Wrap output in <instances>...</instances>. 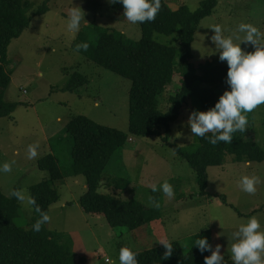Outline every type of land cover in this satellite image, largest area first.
I'll return each instance as SVG.
<instances>
[{
	"label": "rangeland",
	"instance_id": "rangeland-1",
	"mask_svg": "<svg viewBox=\"0 0 264 264\" xmlns=\"http://www.w3.org/2000/svg\"><path fill=\"white\" fill-rule=\"evenodd\" d=\"M28 1L34 3L35 9L47 2L49 11L33 17L30 27L9 48L7 71L12 74L13 84L6 99L19 106L13 119H0V165L5 162L11 165L10 172H0L2 192L11 197L18 188L31 196L30 188L49 178L38 167V161L49 154L57 158L63 173L69 172L73 140L66 126L72 117L84 115L129 135L126 146L116 152L106 168L99 192L122 200L135 198L148 208L156 207L155 201L161 216L136 231L113 228L104 215L86 214L81 208L80 198L87 190L84 176L58 181L60 200L51 206L47 227L71 237L75 258L78 261L84 258L85 264H119L121 247L137 254L161 247L159 242L166 240L179 242L188 251L195 239L207 237L213 250L216 245L221 246L223 264H233L230 249L238 226L256 217L264 230V162L247 164L228 156L223 166L208 169L207 191L214 196H201L195 171L163 141L165 129L161 136L137 137L129 133L131 81L96 65L73 49L79 32L87 25L116 29L127 39L138 41L142 36L140 24L129 22L123 16L124 9L114 10L111 0ZM166 1L172 9L184 4L195 11L203 0ZM94 2L98 3L97 7L93 6ZM73 7L85 13L78 32L67 28ZM241 23L251 24L264 33V0H219L214 13L200 23L195 34L193 63L198 68L206 62L227 66L226 61L219 60V49L211 40L215 34L212 28L220 25L226 37L235 36ZM178 34H157L155 39L179 47ZM241 48L245 52L254 51L251 44L242 43ZM75 73L86 76L89 84L75 93L64 91ZM179 80L180 75L161 96L158 104L161 110H167L171 94L179 88ZM215 89L218 97L229 90L227 85ZM193 111H196L195 105L190 103L180 119L171 125L170 143L183 148L195 145L196 136L188 125ZM245 115L247 129L234 133L232 141H254L264 149V104ZM30 145L36 146L34 158H29ZM245 175L259 179L254 194L245 193L239 187L238 182ZM125 181L130 185L123 189ZM165 181L173 187L175 195L171 199L162 191L151 190L152 185L159 187ZM33 216L34 207L20 202L17 224L28 229Z\"/></svg>",
	"mask_w": 264,
	"mask_h": 264
},
{
	"label": "trees",
	"instance_id": "trees-1",
	"mask_svg": "<svg viewBox=\"0 0 264 264\" xmlns=\"http://www.w3.org/2000/svg\"><path fill=\"white\" fill-rule=\"evenodd\" d=\"M218 3L219 0H203L197 10L191 11L184 4L174 10L168 1L160 0L155 20L139 23L140 40H129L123 32L93 24L85 26L73 44V49L89 61L131 81L129 133L137 137L161 136L165 129L163 141L195 171L200 195L205 197L214 196L207 191L208 169L223 166L228 156H233L235 162H264V149L254 141L234 140L212 145L206 138L196 136L191 148L169 142L171 125L180 119L190 103L195 105L196 111H207L219 99L215 87L227 85L228 66L206 62L198 68L192 61L195 34L200 23L214 13ZM93 6L97 7L98 3L94 2ZM111 7L117 11L123 9L119 3L111 2ZM48 11L47 2L35 9L34 3L28 0H0V119H13L19 106L6 99L12 84V74L7 71L10 45L30 27L33 17ZM29 13H33L32 16ZM177 33L179 47L155 39L157 34L174 36ZM81 43L88 44L86 51L76 50V45ZM178 75L179 88L171 94L168 108L163 111L159 108V100ZM89 82L86 76L75 73L63 90L75 93ZM66 131L73 140L69 172L61 171L53 154L38 161V167L47 172L49 178L32 186L30 192L42 211L49 215L51 206L60 200L56 182L84 176L87 190L80 198V205L86 214L104 215L113 228L129 231H136L160 218V210L148 208L135 198L122 200L99 192L110 161L128 142L127 133L98 124L84 115L72 117ZM128 185L130 183L125 181L123 189ZM220 197L225 200L224 196ZM19 212L20 201L13 195L7 197L0 189V264H85L84 258L79 261L75 258L70 236L49 230L47 223L40 232H35L32 226L40 218L35 210L29 228L25 229L16 222ZM172 245L173 254L168 259H163L166 250L161 246L137 253L138 264H204V258L212 254L208 250L201 254L196 247L184 251L179 242H172Z\"/></svg>",
	"mask_w": 264,
	"mask_h": 264
},
{
	"label": "clouds",
	"instance_id": "clouds-1",
	"mask_svg": "<svg viewBox=\"0 0 264 264\" xmlns=\"http://www.w3.org/2000/svg\"><path fill=\"white\" fill-rule=\"evenodd\" d=\"M123 6V16L132 24L154 21L160 10V0H111ZM85 13L79 7H73L67 20L70 32H78ZM214 35L211 40L219 49V60L226 61L228 66L226 84L229 90L219 97L215 106L207 111H193L189 117L188 125L193 136L206 138L212 145L220 142L231 143L233 134L245 132L247 129L246 113L252 112L259 105L264 104V33H261L251 24L241 23L235 36H225L222 26L212 28ZM243 34V35H240ZM238 41V42H234ZM251 44L254 51L245 52L241 44ZM88 44L76 45V50H87ZM212 133L211 136H206ZM29 158L37 155L36 146L28 148ZM11 165L7 162L0 165V172H10ZM257 177L242 176L238 184L241 190L248 194L256 192ZM152 192L162 191L169 199L174 197V190L170 183L165 181L157 187L152 185ZM12 195L26 206H34L39 219L33 224V230L40 232L45 223L50 222V216L41 210L34 197L26 195L22 190H14ZM156 207L159 204L153 201ZM236 237L231 244V260L233 264H264V230L256 217H251L246 223H241L233 233ZM166 250L163 259H168L173 254L172 243L161 240L159 242ZM193 247L201 254L205 250L211 255L204 258V264H223L221 246L218 244L212 251L207 237L195 239ZM119 264H138L136 253L128 247L119 250Z\"/></svg>",
	"mask_w": 264,
	"mask_h": 264
},
{
	"label": "crops",
	"instance_id": "crops-1",
	"mask_svg": "<svg viewBox=\"0 0 264 264\" xmlns=\"http://www.w3.org/2000/svg\"><path fill=\"white\" fill-rule=\"evenodd\" d=\"M174 10H176V9H174ZM12 84H13V80H12ZM96 105H98V104H96ZM60 121H61V120H60ZM247 164H249V163H247ZM64 206H67V205L65 204Z\"/></svg>",
	"mask_w": 264,
	"mask_h": 264
}]
</instances>
